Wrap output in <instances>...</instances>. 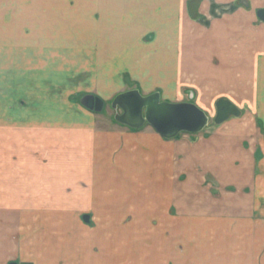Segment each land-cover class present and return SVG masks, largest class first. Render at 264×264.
I'll return each instance as SVG.
<instances>
[{"label": "crops", "instance_id": "0c3cea01", "mask_svg": "<svg viewBox=\"0 0 264 264\" xmlns=\"http://www.w3.org/2000/svg\"><path fill=\"white\" fill-rule=\"evenodd\" d=\"M260 10L0 0V264H264V137L250 124L167 140L80 102L192 92L264 113Z\"/></svg>", "mask_w": 264, "mask_h": 264}, {"label": "water", "instance_id": "95a60500", "mask_svg": "<svg viewBox=\"0 0 264 264\" xmlns=\"http://www.w3.org/2000/svg\"><path fill=\"white\" fill-rule=\"evenodd\" d=\"M257 16L264 23V10L258 11ZM193 95L192 92L189 94L190 102L170 103L163 101L159 93L143 96L139 91H130L116 97L112 108L116 111L118 123L132 129L149 125L164 139L172 140L181 134H200L211 124V117L192 102ZM80 102L82 107L93 113H102L105 109L104 101L94 95L84 96ZM242 115L243 112L230 101L219 100L213 123L220 126ZM84 220L90 223L89 216L84 217Z\"/></svg>", "mask_w": 264, "mask_h": 264}, {"label": "rangeland", "instance_id": "374dc122", "mask_svg": "<svg viewBox=\"0 0 264 264\" xmlns=\"http://www.w3.org/2000/svg\"><path fill=\"white\" fill-rule=\"evenodd\" d=\"M3 41L4 40H2V42ZM237 70H240V69L237 68ZM187 75L189 76V78L192 81L197 82V81H199V79L202 76L201 75V68L198 67V65L195 66V64H191V65H189ZM210 90L213 92V89L211 87H210ZM188 97H186L184 94H182L181 99H183L185 101V100L189 99ZM193 97H194L193 102L202 105V107H204L206 109V113L211 117L212 120H211V124L209 125L210 128H208L205 133L208 132L210 135H212L213 132L216 130V128H221V127H216V125L213 123V119L216 115L215 105L213 102L211 103V101H209L211 99H207L205 97H202V95H201V98H198L196 100V102H195V95H193ZM114 100H115V98H109L108 100H106L104 102L105 103V109L102 112L104 116H108V115H109V117L116 116V111L112 108V103L114 102ZM162 100L165 101L163 98H162ZM188 101H190V99ZM253 109L254 108H249L248 110L244 109V114L242 115L241 118H237V119L233 118L230 121L232 124H234L233 125V131H235L237 128H240L238 131H236L237 137H239L240 132H242L243 130L245 131V129H243V128H247L249 124L252 126V129L248 130V133H251V132L253 133V134H251L252 138L258 139L259 137H261V138H262V136L264 137V113H258L256 110L254 111ZM102 113H96V114H102ZM205 133L203 132V134H199L200 137L205 136ZM183 135H186L188 137L187 134H182L181 136H183ZM199 135L196 137L194 136V137L197 139L199 137ZM246 137L247 136L240 137V138H244L243 140H246ZM206 181H207V183H210L212 181V179L206 178Z\"/></svg>", "mask_w": 264, "mask_h": 264}, {"label": "bare ground", "instance_id": "6f19581e", "mask_svg": "<svg viewBox=\"0 0 264 264\" xmlns=\"http://www.w3.org/2000/svg\"><path fill=\"white\" fill-rule=\"evenodd\" d=\"M246 95H247V94H246ZM19 166H20V165H19ZM21 166H22V165H21ZM24 167H25V166H24ZM22 168H23V167H22ZM50 169H51V168H50ZM35 171H36V170H35ZM58 172H59V170H58ZM36 173H37V172H36ZM15 175H16V174H15ZM66 176H67V175H66ZM38 178H39V177H38ZM38 178H37V179H38ZM32 179H33V178H32ZM39 179H40V178H39ZM46 179H47V178H46ZM21 180H22V179H21ZM44 180H45V178H44ZM63 180H64V179H63ZM31 181H32V180H31ZM48 181H49V179H48ZM59 181H60V180H59ZM59 181H58V182H59ZM61 182H62V181H61ZM45 183H46V180H45ZM65 183H66V182H65ZM27 185H28V184H27ZM30 186H31V185H30ZM34 186H35V185H34ZM17 264H18V263H17Z\"/></svg>", "mask_w": 264, "mask_h": 264}, {"label": "flooded vegetation", "instance_id": "af4514ba", "mask_svg": "<svg viewBox=\"0 0 264 264\" xmlns=\"http://www.w3.org/2000/svg\"><path fill=\"white\" fill-rule=\"evenodd\" d=\"M216 116V115H215Z\"/></svg>", "mask_w": 264, "mask_h": 264}]
</instances>
